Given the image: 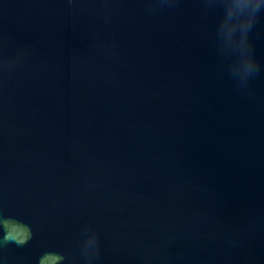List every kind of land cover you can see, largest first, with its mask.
<instances>
[{
  "label": "water",
  "instance_id": "obj_1",
  "mask_svg": "<svg viewBox=\"0 0 264 264\" xmlns=\"http://www.w3.org/2000/svg\"><path fill=\"white\" fill-rule=\"evenodd\" d=\"M0 264H264V0H0Z\"/></svg>",
  "mask_w": 264,
  "mask_h": 264
}]
</instances>
